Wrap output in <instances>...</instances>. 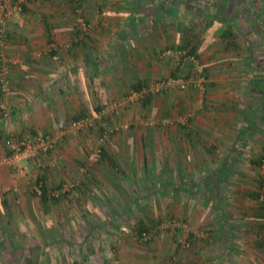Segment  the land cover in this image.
Listing matches in <instances>:
<instances>
[{"label":"crops","instance_id":"obj_1","mask_svg":"<svg viewBox=\"0 0 264 264\" xmlns=\"http://www.w3.org/2000/svg\"><path fill=\"white\" fill-rule=\"evenodd\" d=\"M80 1L81 16L73 0H27L22 12L8 20L0 57L15 64L8 66L10 93L3 96L0 91V157L9 153L4 141L10 135L21 139L54 133L71 118L100 114L109 100L122 99L138 85H150L163 69L159 54L164 49L190 41L198 61L206 65L209 53L219 46L215 41L222 37L224 25L209 26L202 17L207 13L198 10V5L217 0L197 4L191 0L188 5L186 0ZM227 1L235 7L243 0ZM247 2L244 23L264 34L262 23L258 29V22L249 21L254 14L264 17V1L257 0L252 7L251 0ZM79 18L90 27L87 35ZM229 38L220 39L221 50L232 44ZM68 43L72 46L65 48ZM230 76L223 74L214 82L232 80ZM202 80L207 90L202 96L189 88L143 104L144 110L156 109L160 118L188 122L176 120L154 141L153 131L139 138V156L134 168L129 166L133 157L127 159L126 174L117 173L120 161L108 166L105 160L90 172L81 153L89 151V142L72 136L60 143L55 154L21 162L18 167L23 170L2 167L0 264H115L118 258L124 264H264V210L258 203L257 184L264 140L257 115L264 113V97L261 107L250 108L248 114L241 108L240 91L213 93V78L206 75L207 82ZM3 103L9 105L7 115ZM132 144L133 140L126 142ZM151 149L160 157L155 175L148 167ZM68 155L78 160L79 172L74 162H67ZM130 174L142 179L155 176L159 195L166 201V196H173L178 220L173 226L168 220L157 223L161 237L152 248L136 249L131 230L116 218L86 216L90 206L97 211L109 202L127 204L121 196L129 190ZM37 175L51 190L77 177L79 189L58 201L28 196L18 206L7 190L14 185L33 186Z\"/></svg>","mask_w":264,"mask_h":264},{"label":"rangeland","instance_id":"obj_2","mask_svg":"<svg viewBox=\"0 0 264 264\" xmlns=\"http://www.w3.org/2000/svg\"><path fill=\"white\" fill-rule=\"evenodd\" d=\"M256 1L257 0H251L252 2V5L250 4L251 7L254 6ZM263 1L264 0H262V2ZM168 5L165 6L167 7ZM235 22H234L235 28L233 31L236 33L237 36L235 35V37H231L229 35L230 37L229 39H231L230 42L232 44L231 45L229 44L228 49L221 50L219 48V46L221 45L220 39L219 41H215L218 42L219 46L215 49V51L212 50L213 54L212 51L211 53H209L208 59H206L207 61L206 65L203 61L197 60V62H195L196 65H194L188 59L183 60L181 57L163 56V53L168 49H164L163 51H161V54H159L160 57L159 59H160V64H162L163 66V69L160 70L161 72L163 70V73L160 72L156 77H154L155 80L151 82L150 86L152 87L157 82L172 77L173 74L177 75V77L188 80L194 84L191 83L192 85H190L188 89L185 90L178 88L168 89L163 93L151 97L150 99L160 98V96H162L163 94L164 95L166 94L172 95L174 93L182 94L187 90H189V88L196 90V92L198 93L197 95L202 96L204 92L207 91L206 83H204L202 80L205 78L206 81V75H209L211 78H213V82H214V78L225 74L229 76L232 75L230 77H234V78L232 80L227 79L225 82H221V83L214 82L210 84L213 93H217L218 89L222 90L223 92L229 90H238L241 92V96H239L240 97L239 99L244 98L242 102L240 101L242 109H245V111L248 112V114L250 113L252 108L259 109L261 107L262 104L261 102L263 100L262 91L255 89L252 83L253 82L255 83L258 78L262 79V77H264V37L263 36L261 37L260 31L257 32L254 26L250 28L251 25L249 26V23L246 22L244 23L243 20H238L236 23ZM220 33H222V31ZM218 37L220 38V36ZM213 45L212 48L214 49ZM214 54L215 57H213ZM252 55L254 60H252V58L250 57ZM225 65L227 66L225 67ZM160 67L161 65H159V68ZM203 83L205 84V86ZM195 85H197V87H195ZM132 91H134V89H131L127 95L123 96L122 99L116 101L109 100L108 104L106 105V107L104 106L105 108L103 109V111L104 110L106 111L104 116L102 117L103 120L96 119V116L98 114L84 115L95 120V126L91 130L81 131L78 132L77 134L68 136V137L72 136V138L76 140H81V139L88 140L89 151L85 153L82 151L81 153L82 155H85L88 159V162L86 163L85 166H87L90 169L89 170L90 172H94L96 167L99 165L100 161L105 160L104 165L109 164L108 166H110L112 162L120 161L121 165L120 167L117 166V168L119 169L118 170L119 172L117 173L124 172L122 173V175L126 174L124 165H127V163L129 162L127 161V159L130 156L133 157L132 160L133 162L132 161L129 162V166L134 168L133 165L139 156L140 151L139 148L136 147V141H138L139 138L140 139H142V137L146 138L148 132L153 131L152 132L153 135H151V139L152 141H154V139L158 138L159 132L162 133L164 130L169 129L177 124L176 120L179 119L177 117L160 118L158 117L159 116L158 111L152 107L149 110L146 109L144 110V106H143V104L145 103L143 101L144 99H139L135 101L128 100L130 96V92ZM156 100L157 99H155V101ZM257 116H258L257 121H260V124L264 128V113H261V115H257ZM79 117H73L71 119H75ZM173 119L175 120V122L171 125H164V123H162L165 120H173ZM102 123L120 128L122 126L128 125L129 128L125 130L120 129L118 132L109 136L108 141L104 146V152L106 156L104 158L101 157L99 162L94 163L93 155L98 146V141L102 130ZM39 133H44V132H39ZM47 134H51V132H48ZM128 140H130L131 142L133 140V144L131 146L126 145V142ZM262 144L263 147H261L260 150L262 149L261 156L263 158V161L259 168L260 178H258L257 181L258 188H259V183L264 178V140L262 141ZM110 152L111 155H109ZM157 155L158 154L156 151L154 152L152 149L149 151L148 158L150 159V161L148 163L150 166L148 165V167L150 168V170H154V175L157 173L155 168L159 163V158H160L159 155L158 156ZM68 156L70 159H68L67 162H74L72 165L74 169L79 172L82 167H80L76 163V160L77 159L79 160L81 158L78 156V154H77V159H75L73 156L72 157H70V155ZM123 160L125 163H123ZM111 168L116 171V169H114L113 167ZM141 170H143L142 167ZM147 172L145 171L146 176L147 174H149V172L148 173ZM105 173L110 174L109 170H106ZM75 175L77 174L75 173ZM72 180H71L72 182H76V183L78 182L77 177H75V179ZM128 185H130L129 190L126 191L124 197L121 196V198H123L125 202L127 200L129 201L127 204L124 203L123 201H122L123 203H120L121 200L118 201L119 203H112V205H110L111 202H109V205L98 206L99 210L97 211H94L96 208L93 209V206L90 207L88 206L91 211L85 210L87 218L93 220L94 219L111 220L113 218H116L119 220V222L122 221L124 224L121 226L122 227L126 226L127 230L129 229L131 230V234L133 235V238L135 240L133 245L136 247V249L138 248L142 250L144 248L154 247L152 245H159L161 234L159 232L160 230L157 227V223L162 220H168L170 222L169 225L171 226L172 224H174L173 221L178 220V217L176 216L173 209V202H174L173 196H166V199L168 201L167 202L162 195H159L158 192H159L160 184L158 183V179L155 178V176H153L150 179L148 178L142 179L138 174H133L132 176L130 174V180L128 181ZM14 186L21 187L19 185H14ZM33 186L32 184H30L25 186V188H29L31 191ZM78 189L79 186L74 190V192L77 191ZM232 192H234V190ZM9 193H11V191ZM28 196L37 198L34 194L30 192V194L25 195L23 199ZM165 201L168 204H166ZM258 201H259L258 203H261L260 199H258ZM21 202L22 201H20V203ZM20 203L16 201V204L18 206H20ZM162 206H165V208L167 209V211L164 213H162ZM76 211L77 210H75V212ZM141 227L148 228L152 236L150 240L151 242L149 241L150 243L148 242L141 243V241L139 240ZM105 233L101 234V236L104 235ZM121 244H122L121 246L124 245V243ZM118 245L119 243L117 242L116 246ZM104 258H105V253H104ZM114 262L115 264H124L121 258L115 259ZM105 264L107 263L105 262ZM172 264H175L174 261H172Z\"/></svg>","mask_w":264,"mask_h":264},{"label":"built area","instance_id":"obj_3","mask_svg":"<svg viewBox=\"0 0 264 264\" xmlns=\"http://www.w3.org/2000/svg\"><path fill=\"white\" fill-rule=\"evenodd\" d=\"M27 0H0V44L3 47L4 44L7 41V34L5 30V26L8 22V20L17 13H21L23 10V6L25 5ZM74 3L77 6V13L79 16L83 14L82 9L80 8V0H73ZM79 22L82 25V29L84 30V33L87 35L89 32V25L83 18H79ZM72 46V43H68L64 45L65 48H70ZM54 45L52 44L49 49L53 50ZM186 56V51L184 52H178L175 53L173 50H167L163 53V56H173V57H182ZM186 59H188L190 62H192L194 65H196L195 62L197 60L192 56H187ZM0 91L3 94V96H7L10 93V81L8 79V66L11 64H15L12 60H7V58L3 55L0 57ZM188 80H185L183 78H166L162 81L157 82L152 87L150 86L147 89H143L140 92L132 91L130 92V96L128 100L135 101L139 99H144L149 93L153 95H157L160 93L165 92L168 89L172 88H178V89H188V87L194 83H192ZM197 87V85H195ZM9 105L3 103L1 105L2 111L7 115V112L9 110ZM105 110L102 111L100 114L96 116V119L103 120V116L105 114ZM175 122V120H165L164 125H171ZM188 122L187 118H180L178 120V123L185 125ZM95 126V120L92 118H89L87 116H82L78 119H72L67 124H65L63 127L59 128L57 131L51 134L47 133H37L33 136H29L26 138H17L14 135L8 136L4 143L5 147L8 149V154L0 157V170L2 167L7 166L14 171H20L23 169H20L18 165L23 161H29L34 160L42 155H48L55 153L60 143L65 140V138L69 135L77 134L81 131H89ZM129 126L125 125L120 127H113L107 124L102 123V130L101 135L98 141V146L94 152L93 155V162L97 163L100 161L104 146L106 145L109 136L113 135L114 133L118 132L120 129L125 130L128 129ZM46 185L43 181L40 180L39 176H36L35 178V184L32 187V190L30 191L29 188H23L18 186H12L7 191H11L13 195L16 198V201L20 203L22 198L30 194H34L38 199H42L44 196V190L43 187ZM76 182H67L61 184L57 189L51 190L50 188H47V196L49 199H59L63 196L69 195L71 192H73L77 188ZM260 194V201L264 203V184L259 189ZM54 199V200H55ZM152 236L148 232H143L139 240L143 243H147L151 240ZM175 263V262H174Z\"/></svg>","mask_w":264,"mask_h":264},{"label":"trees","instance_id":"obj_4","mask_svg":"<svg viewBox=\"0 0 264 264\" xmlns=\"http://www.w3.org/2000/svg\"><path fill=\"white\" fill-rule=\"evenodd\" d=\"M186 1H187L186 5L191 4L190 3L191 0H186ZM200 1L201 0H198V1L196 0L194 2V4H197ZM232 3H229L227 0L226 1L225 0H222V2H219V0H217L215 3L208 1V3L207 2L204 3L202 5V7H200V5H198V10H200V13H202L204 15L207 13L204 17H206V19L208 20L209 26H211L215 22L219 23L221 26L224 25V28H223L224 30H222V37H220V39H227L228 35H230L231 37H235L234 32H232L233 29L235 28L234 22L235 21L237 22L238 20H243L244 21L245 20V15L248 13V10H246V7H247V5L249 3L247 2V0L246 1H244V0L241 1L240 4L239 5H236L235 7H234V4H232ZM231 9H236V10H235V12H231ZM241 11H243V12H241ZM253 17L255 18V22L252 21V18ZM262 17H261V15L258 16L257 14H254L253 16L250 17V20L249 21H250V23H252V25H253V23L257 24V22H258L259 25H257V26H259L258 29H260L261 23L264 26V17L263 18ZM257 32H258V30H257ZM228 33H233V34H228ZM260 35H261V37L262 36L264 37V34L262 32H261ZM170 49H172L173 52H175V53L186 51V56L181 55L182 56L181 58L183 60L186 59L187 56H192L196 60H198V57H197V54H196V50H194L192 48L190 41L185 42L182 47L174 48V49L173 48H170ZM170 49H168V50H170ZM250 57L252 58V60H254L253 55L250 56ZM169 78H180V77H177V75L173 74L172 77H169ZM252 85H253V87L255 89L261 90L262 91V94H263V97H264V77H262V79H259L258 78L255 83L254 82L252 83ZM149 87H150V85H142V86H139L138 85V86H136L134 88V91L140 92L143 89H147ZM154 96H156V95H153V94L149 93L144 98L143 101L146 102L147 100H149L151 97H154ZM80 117H82V116H80ZM105 156H106V154L103 151L102 157L104 158ZM262 161H263V158H262ZM261 164H262V162L260 163V165ZM263 184H264V178L260 182V187ZM43 190H44V196L42 197L41 200H44L45 201V200H48L49 199L48 196H47V188H46V186L43 187ZM63 197H65V196H63ZM54 199H50V200L53 201ZM60 199L61 198L55 199V201H58ZM258 199H260V194H258ZM261 205H262L263 210H264V203L261 202ZM143 232L150 233L149 230H148V228L141 227V232H140L139 236Z\"/></svg>","mask_w":264,"mask_h":264}]
</instances>
